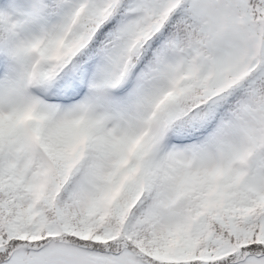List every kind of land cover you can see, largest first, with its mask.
Returning a JSON list of instances; mask_svg holds the SVG:
<instances>
[{"label": "snow or ice", "instance_id": "6c2138e0", "mask_svg": "<svg viewBox=\"0 0 264 264\" xmlns=\"http://www.w3.org/2000/svg\"><path fill=\"white\" fill-rule=\"evenodd\" d=\"M0 264H264V0H0Z\"/></svg>", "mask_w": 264, "mask_h": 264}]
</instances>
